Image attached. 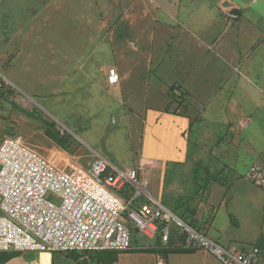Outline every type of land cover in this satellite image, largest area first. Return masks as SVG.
Wrapping results in <instances>:
<instances>
[{"label": "crops", "instance_id": "0c3cea01", "mask_svg": "<svg viewBox=\"0 0 264 264\" xmlns=\"http://www.w3.org/2000/svg\"><path fill=\"white\" fill-rule=\"evenodd\" d=\"M79 6L73 0H31V71L43 76L37 85H59L62 95L56 100L76 109L82 102L78 90L84 87L98 85L114 100L118 91L147 126L165 122L164 128L176 127L178 142L167 149L166 159L143 157L140 163L154 169L148 175L156 171L151 198L225 248L264 249L262 192L244 179V162L233 164L227 147L209 145L201 137L215 135L217 122L246 119L252 151H264V0H156L155 15H125L123 25L107 33L98 29V6ZM114 21L111 16L108 23ZM107 66L120 75L116 87L108 83ZM174 88L181 90V102L173 101ZM210 122L211 127L205 126ZM186 168L193 182L204 184V201L194 219L179 216L166 201ZM126 189L131 195L132 188ZM149 240L148 246L96 253L90 259L79 253L0 252V264H157L159 257L167 264H222L205 251L181 249L176 224L170 225L167 245L159 234Z\"/></svg>", "mask_w": 264, "mask_h": 264}, {"label": "rangeland", "instance_id": "374dc122", "mask_svg": "<svg viewBox=\"0 0 264 264\" xmlns=\"http://www.w3.org/2000/svg\"><path fill=\"white\" fill-rule=\"evenodd\" d=\"M73 2L76 7L83 3L84 6L93 5V8L90 7L93 10L98 6L100 15L98 29L106 33L122 26L121 20L125 15L131 14L137 18L155 15L156 0H73ZM260 8L264 10L261 6ZM111 16L115 21L108 23ZM60 41L62 40H55ZM67 41L74 45V39L70 38ZM0 72L12 83L6 93H0V143L7 137H21L29 147L50 161L66 167L67 171H85L98 157H103L109 162L110 172L114 168H139L143 157L163 159L165 155L170 154L167 149L178 142L176 127L164 128L165 122L153 127L147 126L144 120L137 118L132 111L133 104L123 101L118 91L114 100L112 95H106L98 85L93 86V89L84 87L83 90H78L82 102H78L80 108L76 109L75 104H60L56 100L62 95L59 93V85L55 87L37 85L43 82L41 79L43 76L41 71H31V0H0ZM143 73L147 75L146 71ZM67 95L71 97L72 93ZM172 99L177 102L173 95ZM34 101L39 105L37 106ZM42 107L56 117L55 121L41 110ZM247 121L249 120L243 119L235 123L230 119L228 123L222 125L217 122L219 131L215 135L201 136L209 145L227 147L229 160L231 159L233 164L244 162L245 165L241 168L245 172L248 169L246 165L252 163L264 167V151H252L255 144L249 138V134H245L246 126L250 124V121L249 123ZM205 126L211 127L212 122ZM260 146L264 149V138L260 140ZM213 153L215 151L211 152L212 158H215L216 155ZM234 167L230 168L234 170ZM218 168L211 165L213 170ZM185 170L181 177L176 176L181 182L172 184L175 190L166 201L179 216L194 219L197 214L195 208L204 201V197L201 196L204 184L193 182L191 173L187 172L190 169ZM153 172L150 176L144 171L140 174L139 182L155 197L152 186L157 180V175L156 171ZM126 188L121 194L128 198L130 193ZM131 188L133 195L137 189ZM136 195L137 202L141 204L153 203V200L144 194ZM128 223L132 230V247L150 245L149 237L141 233L133 222Z\"/></svg>", "mask_w": 264, "mask_h": 264}, {"label": "built area", "instance_id": "2783aa9c", "mask_svg": "<svg viewBox=\"0 0 264 264\" xmlns=\"http://www.w3.org/2000/svg\"><path fill=\"white\" fill-rule=\"evenodd\" d=\"M107 80L110 86L119 85L116 68L108 70ZM11 86L0 72V93ZM172 95L181 102L179 88H174ZM110 169L109 162L98 157L85 171H67L21 137L5 138L0 143V252L79 253L88 259L106 251L127 252L133 248L131 221L149 238L159 234L164 245L169 242L170 225L176 224L183 237L181 249L205 251L222 264H264V249L259 246L225 248L156 203L139 182L140 174L150 169L147 165ZM244 179L264 197L262 165L252 163ZM127 186L135 187L137 194L148 196L153 203L137 207L136 193L125 200L121 191ZM157 264L167 263L159 257Z\"/></svg>", "mask_w": 264, "mask_h": 264}, {"label": "water", "instance_id": "95a60500", "mask_svg": "<svg viewBox=\"0 0 264 264\" xmlns=\"http://www.w3.org/2000/svg\"><path fill=\"white\" fill-rule=\"evenodd\" d=\"M24 94V93H23ZM24 95H26V94H24Z\"/></svg>", "mask_w": 264, "mask_h": 264}, {"label": "trees", "instance_id": "16d2710c", "mask_svg": "<svg viewBox=\"0 0 264 264\" xmlns=\"http://www.w3.org/2000/svg\"><path fill=\"white\" fill-rule=\"evenodd\" d=\"M173 90V89H172Z\"/></svg>", "mask_w": 264, "mask_h": 264}]
</instances>
